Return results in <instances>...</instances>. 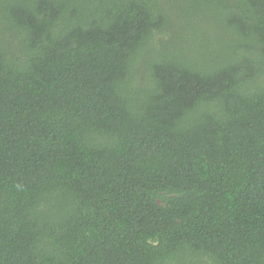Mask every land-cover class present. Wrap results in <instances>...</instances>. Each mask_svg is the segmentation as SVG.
<instances>
[{"label":"trees","instance_id":"16d2710c","mask_svg":"<svg viewBox=\"0 0 264 264\" xmlns=\"http://www.w3.org/2000/svg\"><path fill=\"white\" fill-rule=\"evenodd\" d=\"M0 264H264V0H0Z\"/></svg>","mask_w":264,"mask_h":264}]
</instances>
